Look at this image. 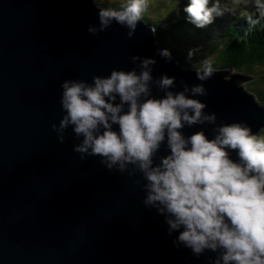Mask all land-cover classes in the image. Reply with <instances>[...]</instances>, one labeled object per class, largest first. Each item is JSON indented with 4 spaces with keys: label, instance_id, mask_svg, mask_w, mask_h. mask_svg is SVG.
<instances>
[{
    "label": "water",
    "instance_id": "95a60500",
    "mask_svg": "<svg viewBox=\"0 0 264 264\" xmlns=\"http://www.w3.org/2000/svg\"><path fill=\"white\" fill-rule=\"evenodd\" d=\"M96 23L93 0H0V264H211V251L197 258L174 246L176 233L167 235L163 216L143 205L138 176L81 159L71 127L63 143L51 128L62 116L63 80L130 69L133 55L154 56L153 76H175L177 90L181 81L201 83L195 68L157 54L143 18L132 37L115 23L89 34ZM231 72L213 70L199 98L217 123L244 121L258 134L264 104L243 88L248 74ZM200 127L213 134L211 125L183 131Z\"/></svg>",
    "mask_w": 264,
    "mask_h": 264
},
{
    "label": "clouds",
    "instance_id": "9594fccd",
    "mask_svg": "<svg viewBox=\"0 0 264 264\" xmlns=\"http://www.w3.org/2000/svg\"><path fill=\"white\" fill-rule=\"evenodd\" d=\"M237 2L186 0L181 11L188 24L202 29L225 12L235 14ZM239 2L259 12L248 15L251 25L264 16V0ZM93 3L97 23L86 29L91 35L115 23L132 37L148 7V0H123L119 7ZM156 52L173 60L166 48ZM193 55L189 49L186 60ZM130 61L132 68H113L91 82H61L62 116L51 125L59 142L71 127L79 139L72 150L81 159L98 157L108 170L138 176L143 205L163 216L167 235L176 233L174 246L197 258L211 251V264H264V135L244 121L217 123L216 113L205 111L199 97L206 95L202 82L213 75L210 59L193 70L201 83L181 81L179 90L175 76H153L154 56L133 55ZM153 87L162 95H154ZM197 125H211L213 134L204 127L184 133ZM162 145L166 154L158 155Z\"/></svg>",
    "mask_w": 264,
    "mask_h": 264
},
{
    "label": "trees",
    "instance_id": "16d2710c",
    "mask_svg": "<svg viewBox=\"0 0 264 264\" xmlns=\"http://www.w3.org/2000/svg\"><path fill=\"white\" fill-rule=\"evenodd\" d=\"M103 5L119 7L115 4L103 3ZM161 5L160 3L159 6ZM171 8L175 12V17L173 13L170 18L153 19L145 10L142 18L155 28L158 45L170 51L173 61L183 68H198L200 62L208 58L212 62L213 69L230 68L252 74L254 78L248 86L264 104V18L259 19L257 24L251 25L248 15L229 14L225 20V22L229 20L228 25L215 19L209 28L198 29L185 21L182 7L172 5ZM210 30H213L212 34ZM207 32L213 39L211 43H203L191 38L193 33L198 38ZM168 34L177 39L183 48L170 45L166 41ZM189 49L194 51L191 61L186 60ZM197 53L200 56H197ZM258 135H264V129Z\"/></svg>",
    "mask_w": 264,
    "mask_h": 264
},
{
    "label": "rangeland",
    "instance_id": "374dc122",
    "mask_svg": "<svg viewBox=\"0 0 264 264\" xmlns=\"http://www.w3.org/2000/svg\"><path fill=\"white\" fill-rule=\"evenodd\" d=\"M186 0H164L163 2H160V0H148V7L146 9L147 12H149L153 19H157L159 17H162V18H170L173 13H174V17H175V12L172 10L171 6L172 5H175V6H178V7H183V4ZM121 2H123V0H97V3L99 4L98 6H102V7H106L103 5V3L105 4H115V5H120ZM228 0H222V6H224L225 3H227ZM162 4L161 6H159V4ZM235 8H236V12L235 14H240L242 13L243 15H251L253 13H255V15L259 16V12H256L252 7L251 5H246L244 3H241L238 2L235 4ZM166 12V13H165ZM180 13V12H179ZM179 13H176V14H179ZM182 13V12H181ZM230 13L228 12H225L223 16H220V17H217L216 20H220L221 22H225V20L227 19V15H229ZM264 16H261L260 19H263ZM228 21L227 20L225 22L226 25H228ZM193 27V26H192ZM210 25L206 26L205 28L203 29H207L209 28ZM212 27V26H211ZM211 34L213 33V30H210ZM192 39H198L199 41L203 42V43H211L213 41V39L210 38V34L207 32L206 34H201L200 36H195L194 33L193 35L191 36ZM166 41L172 45V46H175V47H182L183 48V45L175 38L169 36H167V39ZM155 42H157V37H155ZM158 44V42H157ZM159 46V45H158ZM160 47V46H159ZM161 48V47H160ZM185 48V47H184ZM197 56H200L199 53L196 54ZM222 69H230V68H222ZM235 71L232 70L231 73H234ZM237 73H240V74H243L244 72L243 71H237ZM245 74H248V73H245ZM250 77H251V80L249 81H244L243 82V88L248 91V92H252L254 93L248 86V84L253 80L254 76L252 74H248ZM255 94V93H254Z\"/></svg>",
    "mask_w": 264,
    "mask_h": 264
}]
</instances>
